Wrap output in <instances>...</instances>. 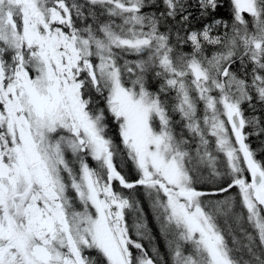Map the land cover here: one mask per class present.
<instances>
[{"label":"snow or ice","instance_id":"obj_1","mask_svg":"<svg viewBox=\"0 0 264 264\" xmlns=\"http://www.w3.org/2000/svg\"><path fill=\"white\" fill-rule=\"evenodd\" d=\"M258 155L264 0H0V264H264Z\"/></svg>","mask_w":264,"mask_h":264},{"label":"trees","instance_id":"obj_2","mask_svg":"<svg viewBox=\"0 0 264 264\" xmlns=\"http://www.w3.org/2000/svg\"><path fill=\"white\" fill-rule=\"evenodd\" d=\"M251 144H252L253 148L256 149V151L259 153L260 152V146H261V140L253 137L252 140H251ZM258 158H264V157H260L258 155ZM148 215H149L148 218L149 217L150 218H153L149 213H148ZM149 227L153 230V232H156L157 231L155 224L153 225V221H151V222L149 221ZM160 244H161V250L163 251V249H164V242H163L162 239L160 241Z\"/></svg>","mask_w":264,"mask_h":264},{"label":"rangeland","instance_id":"obj_3","mask_svg":"<svg viewBox=\"0 0 264 264\" xmlns=\"http://www.w3.org/2000/svg\"><path fill=\"white\" fill-rule=\"evenodd\" d=\"M138 192H139L140 197L143 198V189H139ZM144 204H145L146 206H148V208H149V202L147 201L146 198H144ZM148 213H149V212H148ZM148 216H149V215H148ZM147 219H148V222H149V221H150V222L153 221L152 218H150V217H149V218L147 217Z\"/></svg>","mask_w":264,"mask_h":264},{"label":"bare ground","instance_id":"obj_4","mask_svg":"<svg viewBox=\"0 0 264 264\" xmlns=\"http://www.w3.org/2000/svg\"><path fill=\"white\" fill-rule=\"evenodd\" d=\"M221 198H223V197H221ZM148 212H149V214L153 217V218H152V220H153V225L155 224L156 229H158V224L156 223V221H155V219H154V216H153V214H152V212H151L150 204H149ZM133 218H134V217H131L130 219H133Z\"/></svg>","mask_w":264,"mask_h":264}]
</instances>
